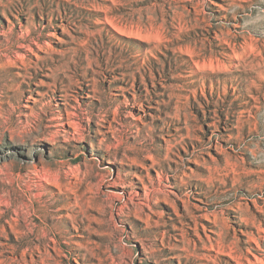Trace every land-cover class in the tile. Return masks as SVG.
Masks as SVG:
<instances>
[{"label": "rangeland", "instance_id": "374dc122", "mask_svg": "<svg viewBox=\"0 0 264 264\" xmlns=\"http://www.w3.org/2000/svg\"><path fill=\"white\" fill-rule=\"evenodd\" d=\"M0 264H264V0H0Z\"/></svg>", "mask_w": 264, "mask_h": 264}, {"label": "bare ground", "instance_id": "6f19581e", "mask_svg": "<svg viewBox=\"0 0 264 264\" xmlns=\"http://www.w3.org/2000/svg\"><path fill=\"white\" fill-rule=\"evenodd\" d=\"M238 171V170H237ZM238 173V172H237ZM251 179V178H250ZM237 180V179H236ZM239 180V179H238ZM248 180V179H247ZM246 185V184H245Z\"/></svg>", "mask_w": 264, "mask_h": 264}]
</instances>
